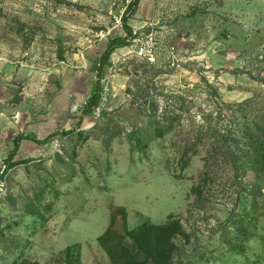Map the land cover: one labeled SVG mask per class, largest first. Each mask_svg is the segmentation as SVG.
<instances>
[{
  "label": "rangeland",
  "instance_id": "rangeland-1",
  "mask_svg": "<svg viewBox=\"0 0 264 264\" xmlns=\"http://www.w3.org/2000/svg\"><path fill=\"white\" fill-rule=\"evenodd\" d=\"M129 2L0 0L14 133L76 126ZM129 21L153 31L154 56L115 50L105 113L81 126L89 139L58 135L7 168L0 264H112L99 237L113 214L121 233L178 219L174 264H264V170L209 174L211 148L197 136L225 133L235 162L248 161L240 147L264 114V0H141Z\"/></svg>",
  "mask_w": 264,
  "mask_h": 264
},
{
  "label": "trees",
  "instance_id": "trees-1",
  "mask_svg": "<svg viewBox=\"0 0 264 264\" xmlns=\"http://www.w3.org/2000/svg\"><path fill=\"white\" fill-rule=\"evenodd\" d=\"M141 0H130L127 4L123 14V30L125 35H117L111 38L104 52L101 55L97 72L96 80L92 84L91 91L87 97L84 105L83 113L79 118L76 126L73 129L57 130L45 138H37L28 133H19L15 136L13 143L14 149L9 153V156L3 161L7 164L8 168H12L18 163L23 161H15L21 142L23 140H29L39 145H46L49 141L58 135H72L78 134L79 138L89 139L90 134H86L81 128L83 120L86 116H90L94 113L96 107L101 101L102 82L103 75L107 72V68L111 65V56L116 49L128 46L130 39L133 36V28L130 23V19L136 12ZM60 57L63 58L62 53ZM105 113L103 109L101 115ZM255 132L251 134V142L246 143L239 151L244 158L248 161L244 165H239L235 162V150L230 143L235 139H230L225 133H221L214 130L213 133H198V140L200 142L205 141L210 146V157L206 162L207 170L210 171L216 169L229 168L235 172L236 176H239L241 170H253L256 173L264 170V114L257 115L254 119ZM159 124V123H158ZM173 127L171 123L167 125H157L156 135L163 136L165 131L170 130ZM213 150V152H212ZM120 214L126 221V211L121 209ZM116 215L113 214L111 224L109 228L99 237V242L102 248L106 251L111 259L112 264H174V254L177 249L176 238L186 236V232L183 230L181 222L178 219L170 217L163 223H151L146 222L139 225L136 229H126L124 233L115 229ZM127 238L131 240V243L127 242ZM68 264L70 261H68Z\"/></svg>",
  "mask_w": 264,
  "mask_h": 264
},
{
  "label": "built area",
  "instance_id": "built-area-1",
  "mask_svg": "<svg viewBox=\"0 0 264 264\" xmlns=\"http://www.w3.org/2000/svg\"><path fill=\"white\" fill-rule=\"evenodd\" d=\"M123 10L121 14L115 16V27H122L123 26ZM155 45L156 40L154 37L153 31H151L146 36L139 35L137 31L133 30V36L130 39V53L136 55L138 57H153L155 52ZM117 64L114 63L109 65L107 68V72L103 75L101 82H102V93H101V101L99 105L96 107L94 113L98 116L101 115L103 109H105L106 105L108 104L110 94H111V78L114 76V72H116ZM3 161V160H2ZM8 166L3 161L0 164V199H3L8 194Z\"/></svg>",
  "mask_w": 264,
  "mask_h": 264
},
{
  "label": "crops",
  "instance_id": "crops-1",
  "mask_svg": "<svg viewBox=\"0 0 264 264\" xmlns=\"http://www.w3.org/2000/svg\"><path fill=\"white\" fill-rule=\"evenodd\" d=\"M8 98H9V94H8V88L6 84V76L4 72L0 70V162L3 159L7 158L9 156V153L14 149L13 140L15 136L23 132L22 131L19 133H14L12 131V128L15 127L14 125L15 119L9 116L10 114L8 111ZM28 141L29 140H23L21 142L19 152L15 158H19L20 156L24 157L25 155L29 156L39 151V148H38L39 144L38 145H36V143L31 144ZM41 146H44V145H41ZM24 147H25V150L23 151Z\"/></svg>",
  "mask_w": 264,
  "mask_h": 264
}]
</instances>
